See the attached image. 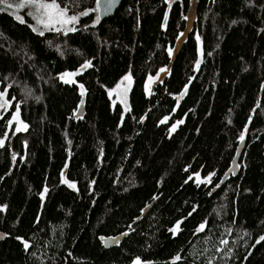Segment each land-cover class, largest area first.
<instances>
[{
  "label": "trees",
  "instance_id": "16d2710c",
  "mask_svg": "<svg viewBox=\"0 0 264 264\" xmlns=\"http://www.w3.org/2000/svg\"><path fill=\"white\" fill-rule=\"evenodd\" d=\"M190 1L124 0L103 19L99 0H57L75 31L0 3V83L28 126L0 147V264H264V0H198L196 30L148 94ZM128 71L123 117L108 88ZM241 135V171L213 194Z\"/></svg>",
  "mask_w": 264,
  "mask_h": 264
},
{
  "label": "rangeland",
  "instance_id": "374dc122",
  "mask_svg": "<svg viewBox=\"0 0 264 264\" xmlns=\"http://www.w3.org/2000/svg\"><path fill=\"white\" fill-rule=\"evenodd\" d=\"M21 2V0H6V3H2L8 10L9 12L13 13L16 17L20 16L22 17L23 21H31V25L35 28L40 27L42 29H50V28H67V27H74L75 24L73 25H60V24H56L53 25L51 27H45L43 24H40L38 22V16L39 14L36 13L34 8L31 7H25L23 9H18L16 7L17 4H19ZM7 4H12L13 7L12 8H8ZM197 6H198V0H191L190 1V8L188 11V14L186 16V27L183 31H181V33L179 34V36L177 37V40L175 42V44L170 47L169 49H171V54H169L170 56V60L169 63L162 66L158 72L154 75H150L147 78L146 84H145V88L148 94H150L153 90V87L164 81V79L166 77H168L170 75V71H171V65L172 62L174 60L175 55L177 54V52H179V50L181 49L182 45L184 44V42H186V40L188 39V35L196 30L195 24L197 21ZM31 12L32 15H29L28 13ZM70 15V14H69ZM75 15V14H74ZM77 16V15H76ZM196 37L199 40V48H201V42H200V36L199 33L196 31ZM169 52V50H168ZM162 69L166 70V71H161ZM126 76H130L131 77V82L129 83V81L125 80L124 78ZM152 78L151 83L149 82V78ZM133 83H134V78L133 75L130 71H128L118 82L114 87L108 88V94L109 97L112 100L113 106H116L117 104H120L123 108V117L125 116V114L129 111L130 109V92L131 89L133 87ZM0 93H4V97L2 99H0V103L3 102V100H7L8 104L3 107L0 108L1 111H9L12 109V115H11V119L9 121V131L7 134V138L4 142H6L7 140L12 139V137L20 132V131H25V130H18L22 127V124L20 123L22 121L23 125H26V123L22 120L21 117V109L20 106L17 105L16 108L13 109V101L10 100L8 97V91L7 89H4V91L2 90L1 87V83H0ZM17 112L19 113V120L14 119V117H16ZM27 126V125H26ZM28 128V126H27ZM26 128V129H27ZM4 144V143H3ZM197 179H200L199 176H197ZM0 238H3V234L0 232Z\"/></svg>",
  "mask_w": 264,
  "mask_h": 264
},
{
  "label": "snow or ice",
  "instance_id": "6c2138e0",
  "mask_svg": "<svg viewBox=\"0 0 264 264\" xmlns=\"http://www.w3.org/2000/svg\"><path fill=\"white\" fill-rule=\"evenodd\" d=\"M0 3H6V0H0ZM8 8H12L13 5L12 4H7ZM16 7L18 9H23L25 7H31L34 8L36 13L39 14L38 16V22L40 24H43L45 27H51L53 25L56 24H60V25H73L76 22H78V16L76 15H69V8L68 7H63L61 8L60 4L57 2V0H21V2L19 4L16 5ZM29 15H32L31 12L28 13ZM82 15H88V12H84L82 13ZM18 20H20L21 22H24L22 17L17 16L16 17ZM97 22H99V17H97ZM58 31L60 29H57ZM76 29L74 27H69L67 29V31H75ZM43 34V33H41ZM169 54H171V49H169ZM91 64L90 62L85 64L84 67H90ZM199 67V65L197 64V68ZM161 71H166L164 69H162ZM75 75L74 73H65L64 76L68 77L67 79H65V83H73L74 81L70 79L71 76ZM63 78V77H62ZM125 80L129 81V83L131 82V77L130 76H126L124 78ZM152 78H149V82L151 83ZM81 88V95L84 94V90H83V85L80 86ZM186 91V89H185ZM4 93H0V99H2L4 97ZM83 103V101L81 102ZM8 104L7 100H3L2 103H0V108L5 107ZM14 119L19 120V113L17 112L16 117H14ZM22 124V127L18 130H26L27 126L23 125L22 121L20 122ZM174 130V129H173ZM240 140L243 141L244 140V136L241 135ZM4 141L0 140V147L3 146ZM201 183H203L204 181H200ZM208 182H211V177L208 178ZM64 183L68 184L69 187L71 188H75L76 185L74 183H69L67 180H64ZM47 191V189H45V192ZM181 222H178L174 228L170 229V231H172L173 233H176L180 230V224ZM205 228V224H201L199 230L203 231ZM261 240H264V236H262L260 238ZM222 244L227 245L228 241L227 240H223L221 241ZM25 247H28L27 242H25ZM181 257L177 256L176 260H180ZM136 264H141V261L139 259H137Z\"/></svg>",
  "mask_w": 264,
  "mask_h": 264
},
{
  "label": "water",
  "instance_id": "95a60500",
  "mask_svg": "<svg viewBox=\"0 0 264 264\" xmlns=\"http://www.w3.org/2000/svg\"><path fill=\"white\" fill-rule=\"evenodd\" d=\"M124 0H99V6L101 9L100 16L101 18H107L113 16L117 10L121 7ZM264 88V83L262 85L261 93ZM186 89V91H185ZM182 93L178 96V106L182 103L183 99L185 98L188 87H186ZM246 147V139L241 141L238 145L237 152L235 155V158L232 162L231 167L228 169V171L224 174L221 181L218 183V185L212 190V193L214 194L217 190L221 189L229 180L231 176H238L241 171V157ZM125 238V234H120L117 236H109V237H101L102 244L106 247H113L117 246L123 239Z\"/></svg>",
  "mask_w": 264,
  "mask_h": 264
}]
</instances>
